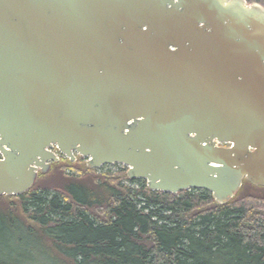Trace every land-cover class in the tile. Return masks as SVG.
Returning <instances> with one entry per match:
<instances>
[{
    "label": "water",
    "instance_id": "1",
    "mask_svg": "<svg viewBox=\"0 0 264 264\" xmlns=\"http://www.w3.org/2000/svg\"><path fill=\"white\" fill-rule=\"evenodd\" d=\"M228 202L264 187V7L0 0V196L58 156Z\"/></svg>",
    "mask_w": 264,
    "mask_h": 264
},
{
    "label": "trees",
    "instance_id": "2",
    "mask_svg": "<svg viewBox=\"0 0 264 264\" xmlns=\"http://www.w3.org/2000/svg\"><path fill=\"white\" fill-rule=\"evenodd\" d=\"M77 162H51L28 191L0 196V264H264L263 186L244 179L218 204Z\"/></svg>",
    "mask_w": 264,
    "mask_h": 264
},
{
    "label": "rangeland",
    "instance_id": "3",
    "mask_svg": "<svg viewBox=\"0 0 264 264\" xmlns=\"http://www.w3.org/2000/svg\"><path fill=\"white\" fill-rule=\"evenodd\" d=\"M60 155V154H59ZM63 155V154H62ZM74 155H75V159L74 160H72L73 162H76V160H79V162H77V164H76V167L77 168H82V167H84V165L85 164H87L86 163V160H87V158H85V157H80L78 154H76V153H74ZM80 158V159H79ZM50 168H51V165H50V167L48 168V170H47V172L50 170ZM108 169H110L112 172H117L119 169H124V172H127V167H125L124 165H122V164H117V165H115V164H110V166H109V168ZM101 170H103V169H97V172L98 173H100V172H103V171H105V168H104V170L103 171H101ZM46 172V173H47ZM75 172H77L76 170H75ZM78 173H81V171H78ZM143 180V179H142ZM132 185H135V183L134 184H132ZM250 194H263V192L261 191V192H259V191H256V190H251L250 192H249Z\"/></svg>",
    "mask_w": 264,
    "mask_h": 264
},
{
    "label": "built area",
    "instance_id": "4",
    "mask_svg": "<svg viewBox=\"0 0 264 264\" xmlns=\"http://www.w3.org/2000/svg\"><path fill=\"white\" fill-rule=\"evenodd\" d=\"M48 150H50L51 152L53 153H57V150H56V145L55 144H52L50 145L49 147H46Z\"/></svg>",
    "mask_w": 264,
    "mask_h": 264
},
{
    "label": "flooded vegetation",
    "instance_id": "5",
    "mask_svg": "<svg viewBox=\"0 0 264 264\" xmlns=\"http://www.w3.org/2000/svg\"><path fill=\"white\" fill-rule=\"evenodd\" d=\"M58 155V161L60 160V159H63V158H67L66 156H64V155H62V154H60L59 155V153L57 154ZM1 157V156H0ZM76 158V157H75ZM58 161H55V162H58ZM50 164H51V162H50ZM40 173V172H39Z\"/></svg>",
    "mask_w": 264,
    "mask_h": 264
}]
</instances>
